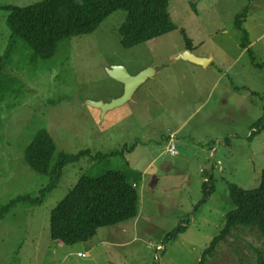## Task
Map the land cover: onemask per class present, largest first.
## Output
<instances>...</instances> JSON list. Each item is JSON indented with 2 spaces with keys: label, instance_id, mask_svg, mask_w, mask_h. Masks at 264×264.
Instances as JSON below:
<instances>
[{
  "label": "rangeland",
  "instance_id": "rangeland-1",
  "mask_svg": "<svg viewBox=\"0 0 264 264\" xmlns=\"http://www.w3.org/2000/svg\"><path fill=\"white\" fill-rule=\"evenodd\" d=\"M41 1L0 0V8ZM167 12L175 30L131 49L120 46L126 15L117 11L93 33L59 42L51 58L33 60L20 39L7 49L8 12L0 9V57L6 55L0 73V208L34 198L48 184L23 160L41 130L57 152L115 153L65 166L40 205L17 203L3 214L0 264H198L233 210L228 187L259 186L264 128L255 132V124L264 122V0H174ZM242 13L240 31L234 22ZM242 31L246 49L240 47ZM187 46L192 54L212 57V83L185 82L196 75L173 60ZM113 66L129 75L152 72L132 101L101 113L86 103L117 99L121 86L107 73ZM176 129L171 156L166 139ZM107 171H120L131 182L141 173L136 219L99 229L86 243L51 241L50 212L81 176ZM209 177L213 193L200 204ZM178 226L186 227L184 233L167 241ZM258 254L264 257L258 236L239 230L208 264H256Z\"/></svg>",
  "mask_w": 264,
  "mask_h": 264
},
{
  "label": "trees",
  "instance_id": "trees-1",
  "mask_svg": "<svg viewBox=\"0 0 264 264\" xmlns=\"http://www.w3.org/2000/svg\"><path fill=\"white\" fill-rule=\"evenodd\" d=\"M171 1L174 0H43L23 8L0 9L8 12L6 23L10 37L7 49L20 39L30 49L31 59L45 60L54 55L59 42L93 33L108 16L117 11H123L126 15L118 30L122 49L128 50L162 37L175 30L167 12ZM244 16L245 13H242L235 18V29L241 31ZM242 34L240 47L246 49V32L242 31ZM186 49L191 52L190 47ZM5 57H0V73ZM255 67L259 68L258 65ZM255 128V132L263 129L264 122H257ZM113 155L115 153L91 155L89 151H84L68 155L57 152L50 135L44 130L39 131L25 149L23 160L32 172L47 177L48 184L34 198L20 197L1 207L0 219L17 203L40 205L57 187L65 166L74 165L85 158L92 162ZM133 179L139 181L140 175ZM135 181H129L120 171H107L97 178L81 176L49 214L50 240L74 246L91 240L99 229L136 219L138 193ZM210 183L209 177L201 187L203 198L200 204H204L213 193ZM228 191L233 210L225 216L223 228L202 252L198 264H208L217 248L235 231L255 233L264 247V169L257 188L243 190L230 185ZM185 230V226H178L166 236V240L175 241ZM256 264H264L262 255H257Z\"/></svg>",
  "mask_w": 264,
  "mask_h": 264
},
{
  "label": "water",
  "instance_id": "water-1",
  "mask_svg": "<svg viewBox=\"0 0 264 264\" xmlns=\"http://www.w3.org/2000/svg\"><path fill=\"white\" fill-rule=\"evenodd\" d=\"M176 60L199 67H204L209 63V59L198 58L188 50L180 54ZM150 72L152 71H142L136 76H130L122 67H112L107 73L112 80L123 87L121 96L107 104L101 102H87L86 104L95 109H99L101 113L121 107L128 102L134 91L150 78Z\"/></svg>",
  "mask_w": 264,
  "mask_h": 264
},
{
  "label": "crops",
  "instance_id": "crops-1",
  "mask_svg": "<svg viewBox=\"0 0 264 264\" xmlns=\"http://www.w3.org/2000/svg\"><path fill=\"white\" fill-rule=\"evenodd\" d=\"M187 50V49H186ZM185 50V51H186ZM189 51V50H188ZM180 55V54H179ZM193 55H195L194 53H193ZM177 55H175V57H176ZM196 57H198V58H204V59H209V63L206 65V66H204V67H199V66H196V65H193V64H190V63H187V62H184V61H182L183 63H185V65H186V68H188V69H190L192 72H193V74H195L196 75V80L195 81H185L187 84H190V83H198V84H200V85H203V83H205V82H210V83H212V80L209 78V71H210V67H211V64H212V62H213V59H212V57L211 56H208V57H206V56H198V55H195ZM177 58V57H176ZM176 58L173 60V62H177V60H176ZM113 67H115V66H113ZM108 70H110V69H108ZM143 71V69H140V70H138L135 74H133V75H130V76H136V75H138L140 72H142ZM218 75L219 76H221V73H218ZM147 81V80H146ZM145 81V82H146ZM144 82V83H145ZM144 83L141 85V86H139L135 91H134V93L132 94V96H131V98L128 100V102H130V101H132V98L134 97V95L136 94V92L140 89V87H142L143 85H144ZM118 85H120V84H118ZM121 86V85H120ZM121 94H122V86H121V90H120V93H119V95L117 96V98L118 97H120L121 96ZM148 95H150V93L148 94ZM116 98V97H115ZM114 100V99H113ZM127 102V103H128ZM102 103V102H101ZM178 131H179V129H176L170 136H168L167 137V143H166V146H169V145H173V141H175V139H174V137L177 135V133H178ZM168 151V150H167ZM176 156V155H175ZM212 156V155H211ZM145 172V171H144ZM139 174V173H138ZM140 175V179H141V173L139 174ZM144 175V174H143ZM136 188H137V186H136Z\"/></svg>",
  "mask_w": 264,
  "mask_h": 264
},
{
  "label": "built area",
  "instance_id": "built-area-1",
  "mask_svg": "<svg viewBox=\"0 0 264 264\" xmlns=\"http://www.w3.org/2000/svg\"><path fill=\"white\" fill-rule=\"evenodd\" d=\"M169 152L171 154V156H175L176 155V151L173 145L169 146Z\"/></svg>",
  "mask_w": 264,
  "mask_h": 264
}]
</instances>
